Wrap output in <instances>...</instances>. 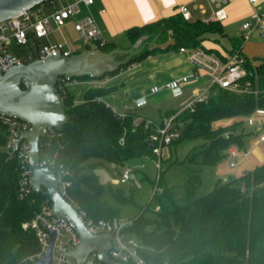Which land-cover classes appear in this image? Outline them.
Listing matches in <instances>:
<instances>
[{
	"label": "trees",
	"instance_id": "1",
	"mask_svg": "<svg viewBox=\"0 0 264 264\" xmlns=\"http://www.w3.org/2000/svg\"><path fill=\"white\" fill-rule=\"evenodd\" d=\"M223 32L219 21H186L180 12L131 28L126 35L132 45L142 37L146 42L156 39L155 43L137 55H126L124 63L97 79L117 75L159 52L204 48L203 42L210 34ZM35 43L39 44L37 40ZM94 45L101 53L117 49L115 44L94 42ZM90 50L88 47L86 52ZM244 60L246 75L241 82L250 83V92L211 87L206 102L196 104L195 111L182 112L175 118L180 136L162 148L160 157L154 153L157 144L150 139L154 127L147 126L145 119L136 121L134 113L118 115L103 101L112 88H91L80 103L75 101L71 90L59 93L66 123L53 136L40 138V159H51L54 169L63 166L69 172L68 199L78 211H84L96 221L123 216L120 208L103 199L99 177L87 172V168L96 166L90 160L113 165H123L134 158L159 160L157 190L148 208L157 206L160 210L154 218L143 214L129 218L132 223L125 229L126 234L143 246L140 255L145 260L152 264H264V163L198 196L203 182L201 168L228 159L231 149L245 151V141L252 134L246 128L248 119L264 109V58L254 62ZM87 78L91 77L78 80ZM9 135V128L1 126L0 264H24L40 253L36 232L27 226L42 206L52 201L46 193L34 191L21 197L20 162L16 154L10 155L6 149ZM186 143L193 146L181 161L176 150ZM178 164L189 169L184 183L177 188L182 191L183 204L178 203L175 188L164 180L166 172ZM96 264L104 263L96 257Z\"/></svg>",
	"mask_w": 264,
	"mask_h": 264
},
{
	"label": "built area",
	"instance_id": "2",
	"mask_svg": "<svg viewBox=\"0 0 264 264\" xmlns=\"http://www.w3.org/2000/svg\"><path fill=\"white\" fill-rule=\"evenodd\" d=\"M66 1L67 0H49L48 2L50 4L47 7L52 8L51 14L45 13V7L40 5L31 10H25L22 14L12 20L0 23V70L3 73L16 66L29 64L35 60H44L48 56L70 57L72 55V51L69 50L63 42L38 45L35 43V40L40 41L50 33L52 23L57 28L64 27L69 19L75 17L80 12V3L86 5H92L94 3V0H76L74 3L63 5L61 7L58 6V4H63ZM249 1L254 7L259 2V0ZM207 2L215 8L214 18L216 21H223L227 18V8L229 6L228 0H207ZM179 12L186 21L191 20V13L185 5L180 7ZM263 19L264 12H259L255 9L251 15V20L246 21L242 25V29L246 33L245 39H250L253 32L256 30L261 32V37L264 39ZM74 29L79 33L80 38L84 43L100 42L101 45H104L102 36L91 18L85 17L77 20L74 23ZM31 43H34L37 47L32 48ZM14 45L24 51V53L15 54L11 52L10 49L13 48ZM30 49L31 51H29ZM179 52L186 55L190 63L193 65L194 76H206L210 80L211 87L217 86L238 93L250 92V83L242 84L241 82L246 75V70L244 68L245 58L241 56L240 52L229 54L226 58H221L215 53L209 52L202 47L196 49L180 48ZM77 81L78 79L76 78H59L55 87L57 94L59 96L60 94H65L66 91L69 90V87ZM188 81L189 79L187 77H183L172 81L166 86V88L172 92L174 97H180L183 95V87ZM210 89L197 95L191 102L185 105L183 110L170 118L162 126H156L152 121L146 120L147 126L155 128L150 139L153 143L157 144L154 148V153L158 157H160L163 147H166L180 136L179 129L175 128V118L182 112L195 111L196 104L206 102L210 95ZM159 90L160 88L154 87L152 92L156 93ZM256 116L264 117V109L258 110ZM248 124H255L254 116H251L248 119ZM1 126H6L10 130L6 149L10 155L16 154L20 162L21 197H26L34 191L29 177L30 146L27 141H22L16 151H14V146L19 137L24 132L31 129V125L14 117L0 114V127ZM57 131L58 130L53 128L42 129L40 131V138L43 136H53ZM260 141L264 142V132L260 136ZM236 156V149H231V167H235L236 165ZM156 164L160 171V161H156ZM40 166L53 169L55 172L60 173L61 180L58 186L59 192L62 197L73 205L72 201L68 199L70 181H68L67 177L69 176V172L66 171L63 166L54 169V161L48 158L43 160L40 159ZM131 173V169H124L121 173L119 183L126 184L131 178ZM159 173L160 172H158L157 181L159 180ZM156 190L157 187L154 191ZM78 212L91 233H105L112 235V249L109 252V256L113 260L122 264H152L140 255L143 246L137 241V239L125 233V229L132 223L131 219L127 217H119L111 221H96L88 218L84 211ZM27 227L35 230L40 243V253L36 258H30V262L26 261L24 264H32L45 255L52 233L56 235L52 253V263L74 264L73 258L67 256L65 253L67 251L65 237H68L73 247L79 245L80 237L67 218L56 216L54 214L52 203L50 204L46 202L42 206L41 211L34 217ZM86 264H96V255L90 256Z\"/></svg>",
	"mask_w": 264,
	"mask_h": 264
},
{
	"label": "crops",
	"instance_id": "3",
	"mask_svg": "<svg viewBox=\"0 0 264 264\" xmlns=\"http://www.w3.org/2000/svg\"><path fill=\"white\" fill-rule=\"evenodd\" d=\"M75 1L76 0H67L65 3L58 6L61 7L63 5L74 3ZM228 1V16L225 20L219 21L224 28V32L222 34L214 33L208 36V38H212L215 43L224 49L225 56H223L221 53L222 49L216 50L210 48L208 50L221 56L222 58H226L227 55L232 54V52L238 48L237 51L240 52L243 58L253 62L256 59L264 58V39L261 37V32L256 30L253 32L251 38L247 40L245 39L246 33L242 29V25L246 21L251 20V15L255 9H257L259 12H264V0H259L255 7L250 3L249 0ZM183 5L189 9L192 16V21H216L214 18L215 8L214 6L210 5L207 0H94L92 5L80 3V12L75 17L69 19L64 27L57 28L52 23L50 33L44 39L38 41V43L56 44L63 42L66 44L68 49L72 51V55L81 53L73 51L70 37L77 36L80 38L79 33H77L74 29V23L79 19L89 17L93 20L94 25L100 32L104 43L115 44L116 47L120 49L119 44L120 42H123L127 47L126 49H128L132 46L126 35V32L129 29L143 27L163 18L178 14L180 7ZM45 13L51 14L52 8L45 7ZM53 34H57L58 37L53 39ZM204 43L205 41L203 42V45ZM85 46L91 48L94 46V43L91 42ZM157 54H160L161 57H157ZM157 54L149 56L140 62L134 63L119 74L126 73L130 68H133L131 72L137 71V73H139V78L136 79L138 86H140V84L144 85L145 82L148 83V86L143 88V92L145 90V95L141 94L138 96L137 100L145 98V100H140L139 103H144L143 106L151 105L153 108H156L159 111L160 116H162L161 118L140 116V118L142 120L145 119L152 121L156 126H162L165 124V122L173 117L172 115L174 113L178 112V109H174L178 98L182 99L181 103H183V107H185V105L191 102L197 95L209 90L211 85L205 83V79L207 78L206 76H194V67L186 55L173 50L168 52H159ZM113 77L114 76H109L103 79L87 78L84 80H78L71 86L81 88L90 85L92 86L91 88H112V92L103 97V101L106 103V105L121 116L133 113L128 112L129 104L124 95L122 98L110 97L111 95L116 94L118 91L117 86H108L112 81L115 80ZM183 77H187L189 79L188 83L183 87V95L180 97L172 96V92L167 89L166 86L172 81L181 79ZM154 87H159L160 90L156 93H153L152 89ZM91 88H88L84 92V95ZM149 89L151 94H153L151 97H154L156 94L161 95L152 101H148L147 97L149 96ZM71 92L73 93L76 102L80 103L83 101L76 99L74 90H71ZM151 97H149V99H151ZM135 115L139 118L136 113ZM257 123L259 126H262L261 129L256 126ZM257 123L254 125L248 124L249 126H252V128L250 131H247L251 132L252 134L245 141V151L236 150L237 156L235 159L238 157L240 158L239 163H242V167L245 172L252 171L257 166L264 163V154L258 147L259 142H261L260 136L264 132V123L262 120ZM255 138L258 140L252 142V139ZM228 161L230 165V157L228 158ZM235 163L236 167L239 163H237L236 160ZM237 177H239L238 174L235 176H230V178L222 179L218 183L235 179Z\"/></svg>",
	"mask_w": 264,
	"mask_h": 264
},
{
	"label": "water",
	"instance_id": "4",
	"mask_svg": "<svg viewBox=\"0 0 264 264\" xmlns=\"http://www.w3.org/2000/svg\"><path fill=\"white\" fill-rule=\"evenodd\" d=\"M49 0H0V23L12 20L25 10H31ZM140 38L131 48L114 49L101 53L96 45L85 53L63 56H48L44 60H35L29 64L13 67L3 73L0 70V114L27 122L31 129L24 132L14 146L17 150L22 141L30 146L29 177L36 193H46L52 201L56 216L67 218L80 237L78 246L73 247L68 237L67 256L72 257L74 264H86L89 257L96 255L104 264H122L109 256L112 249L111 234L91 233L77 209L59 192L60 173L40 166V131L45 128L60 130L66 123V112L55 87L59 78L79 79L91 77L102 78L113 72L118 63V55L134 56L154 44ZM115 66V67H114ZM56 235L51 240L45 255L32 264H53L52 253ZM107 242V244H106Z\"/></svg>",
	"mask_w": 264,
	"mask_h": 264
},
{
	"label": "rangeland",
	"instance_id": "5",
	"mask_svg": "<svg viewBox=\"0 0 264 264\" xmlns=\"http://www.w3.org/2000/svg\"><path fill=\"white\" fill-rule=\"evenodd\" d=\"M60 5V4H58ZM57 34H53L52 38L56 39ZM71 44L73 46L74 52H86L88 47L84 43L81 38L77 36L70 37ZM121 50H126V45L123 42L119 44ZM31 47H37L34 43H31ZM203 47L208 50L210 48L213 49H222L221 53L225 56L224 49L215 43L212 38H208L205 40ZM129 49V48H128ZM11 52L15 54H22L24 51L19 49L17 46H13L10 49ZM31 51V49L29 50ZM157 57H161L160 54H157ZM126 60V55H118L116 58V62L118 64L124 63ZM115 67V66H114ZM133 68H130L126 73L114 75V81H112L108 86H117L118 91L116 94L111 95L110 97L114 98H122L126 97L129 104V111L136 113L139 118V121L142 119L140 116H149L151 118H161L159 111L156 108H153L151 105L143 106L144 103H139L140 100H145V98L137 100L138 96L145 95V90L143 92V88L148 86V83L145 82L144 85L138 86L136 79L139 78V73L137 71L131 72ZM131 72V73H130ZM89 79V78H88ZM92 81V80H91ZM205 83L210 84V80L208 78L205 79ZM152 84V83H151ZM86 86V85H85ZM92 86L86 87H69V90H74V94L77 100H83L84 92L91 88ZM159 88V87H158ZM149 89V96L147 97L148 101H152L159 97L161 94H156L154 97H151ZM173 96V95H172ZM151 97V99H149ZM177 103L174 106V109H178L177 113L183 110L184 104L181 103L182 99L178 98ZM163 114V113H162ZM255 123L260 120L264 123V118L254 115ZM159 122V121H158ZM259 129L262 126L256 125ZM247 130H251L252 126L246 124ZM254 130V129H253ZM258 140L257 138L252 139V142ZM180 143H176L175 145H179ZM193 144H183L176 150V156L179 160H184V158L189 153ZM258 147L260 151L264 154V142H259ZM243 154V153H242ZM167 156V155H166ZM237 163L240 162V158L235 159ZM89 163H94L96 166L92 169H86L88 173H95L102 185H103V199L108 202L110 205L120 208L121 214L128 218H135L136 216L144 215L146 218H154V214L160 210V207L152 206L149 207L151 197L154 193L155 186L157 183V177L159 169L157 167L156 161L149 158H134L128 160L123 165H113L109 163L99 164L97 160H90ZM131 169V178L126 184H120L119 179L121 177V173L124 169ZM188 167L183 164H178L171 167L165 174L164 180L166 184L175 188L176 197L179 204H183L182 191L179 188L180 185L184 183V179L188 174ZM245 170L242 167V163H239L235 168H231L229 165L228 159H225L223 162L219 163L216 166H204L201 168L200 174L202 176V186L198 190V196H204L210 192H212L215 187L219 184L218 182L222 179L230 178V176H235L238 174L240 176L243 174ZM223 182V181H222ZM148 208V210H146ZM74 262V260H73Z\"/></svg>",
	"mask_w": 264,
	"mask_h": 264
}]
</instances>
